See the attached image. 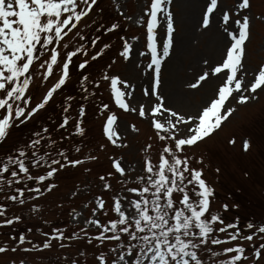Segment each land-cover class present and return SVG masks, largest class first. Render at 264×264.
<instances>
[{"label":"snow or ice","instance_id":"6c2138e0","mask_svg":"<svg viewBox=\"0 0 264 264\" xmlns=\"http://www.w3.org/2000/svg\"><path fill=\"white\" fill-rule=\"evenodd\" d=\"M172 3L173 0H147L141 16L135 19L120 12L133 24L146 25L147 52L139 51L138 55L149 61L145 68L149 83L143 89L147 105L130 107L125 97L134 95L129 91L132 85L119 77L102 75V80H110L119 109L148 119L154 130L149 140L159 144L155 159L150 151L153 144L147 143L138 170L130 169L135 174L131 182L122 160H114V171L99 177L103 189L90 202L95 206L84 205L90 208L91 217L81 219L82 213L72 209L70 215L76 228L39 231L42 239L36 242L27 234H37L32 228L27 233H16L15 226L32 214L41 213L39 204L34 202L57 188L54 178L60 172L85 163L79 155H73V145L82 143L87 136L84 127L87 108L82 101L95 93L82 95L78 100L66 89L76 78L87 93L84 84L90 76L85 73L113 45L103 42L102 48L90 53L82 42L73 43L74 38L85 39L80 26L86 18L92 14L102 18L104 10L99 0H0V149L13 130L40 119L47 122L48 112L56 104L55 96L63 97L57 119L38 129L32 128L26 138L0 151V229L11 230L0 242V255L67 250L79 245L75 257L62 254L55 258L56 264H89L90 259L94 264L264 262V221L250 220L241 225L239 215L229 220L225 213L231 208L238 211L239 204L223 203L214 208L216 190L205 177L203 157L197 158L188 151L210 139L235 113L232 100L242 105L264 92V64L252 73V79H247L249 73L243 64L252 30L253 17L246 14L251 9L250 0H237L231 14L221 10L219 17L214 16L218 0H206L197 27L205 32L215 27L223 36L224 48L219 60L203 59L200 72L188 82L189 89L199 90L209 80L218 81L212 94L194 112L173 109L159 91L162 66L175 46ZM97 8L99 12L95 11ZM255 19L264 21V15ZM92 24L96 25L92 30L98 34L96 39L89 40L92 48H97L101 35L122 29L120 23H107L103 19L93 20ZM118 39L122 48L118 56L128 60L133 45L123 36ZM134 39L139 41L140 37ZM118 82L124 85V90L117 87ZM95 86L101 87L100 83ZM102 109L105 117L102 134L117 147H127L117 145L114 139L119 136L113 128L118 115L107 103ZM132 128L138 131L135 125ZM243 148L249 151L251 142L245 140ZM74 152L81 153V147H75ZM86 160L97 161L98 157L90 154ZM219 171L217 168L216 172ZM113 176L117 177L118 189L108 181ZM104 192L112 193L107 201ZM13 206L27 207L29 217L13 212ZM9 264L28 261L13 258Z\"/></svg>","mask_w":264,"mask_h":264},{"label":"rangeland","instance_id":"374dc122","mask_svg":"<svg viewBox=\"0 0 264 264\" xmlns=\"http://www.w3.org/2000/svg\"><path fill=\"white\" fill-rule=\"evenodd\" d=\"M105 1L109 2L111 5L113 10V20L128 26L129 30L126 27L128 34L125 35V39L133 45L130 58L128 60H124L117 55L115 63L110 68L108 75L112 77H119L120 81H125L132 85V88L129 89V91H132L134 95L125 97V100L127 103H129L130 107L138 108L142 103L147 105L148 98L143 96V89L148 87L149 83V77L145 73V68L149 61L147 57L138 55L139 51L147 52L145 36L146 25L142 27L139 24H133L131 21L124 18V16H130L134 19L140 17L142 14V9L147 3V0H99L100 8H103L104 10L103 15L107 10ZM220 1V12L224 9H232V5L237 3V0ZM251 2L252 13L264 15V0H251ZM100 8L95 9V11L99 12ZM172 10L176 29L174 34L175 46L170 58L163 64L162 85L159 91L165 97L168 106L180 112H194L204 102V100L212 94L218 81L209 80L207 83H204L203 87H201L199 90L189 89L188 82L193 81L196 74L200 72L201 62L203 59L206 58L210 62L220 59L223 52L224 43L222 47L218 46L219 44L213 36L214 28L211 31L205 32L197 27L199 29L198 30L195 27V24L193 25L190 22V7L186 1L174 0ZM201 11L202 8L199 10L197 15V21L200 19ZM120 12H123L124 16H121ZM98 18L99 16L92 14L89 18H86L85 23L80 26L82 34H85V38L89 29V27L86 25L92 24V21ZM161 34L163 35V32H161ZM182 35L184 36V41ZM135 37H140V40L137 41L134 39ZM78 42L83 41H79V38H74L73 43ZM243 64L245 71L249 73L247 79H252V73L256 71L262 64H264V21L256 20L255 17H253L252 20L251 39L247 44V55L243 60ZM92 79L93 78H90L89 81ZM88 82H85L84 87ZM106 82L108 84L103 90L104 96L106 98H110V96H112L114 100L110 80ZM117 87L121 88V90H124V85L120 82L117 83ZM76 88L82 89L81 85L77 83V79L74 78L66 90L75 91ZM55 97H58L56 103L59 106L56 107L55 104L54 110H49L50 114L60 110L59 102L63 97L60 94H57ZM231 104L236 107V111L230 120L225 123L221 129L217 130L210 139H207L198 146H194L188 150L190 153L195 154L197 158H200L201 156L207 158L217 157L221 160V162H223V166L220 164L218 166L216 162H210L208 170L211 175L209 176L208 173H205V177L212 181L215 180L214 176L216 175L218 178L221 176L223 180V172L226 174L231 172L230 168H233L234 165V162L231 161V159H233L235 155H233L230 149L231 146L229 145L227 139L230 136L236 138V136L242 132L240 130L241 128L244 127L243 129H246L250 127V121L253 119V117L256 118V115H261L264 113V92H260L257 99L251 100L246 104L238 105L236 104L235 100H232ZM126 113L128 114L127 118L133 119L132 121L137 125L140 132L138 133V136H136L132 126L130 127L128 124H126V116L120 115L119 122L113 125L115 132L119 134L118 137L114 136V139L116 140L117 145H127V147H117L112 143L111 146L113 148L116 147L119 150V152H116V150L113 149V152L119 154V157L116 160H122V164L126 167V171H129L128 179L129 182H131L132 176L135 174L131 173L130 169L137 168L138 170V162L143 158L146 144L152 143L154 146L157 141L149 140V137L153 135L154 130L149 127L147 118H141L135 112ZM104 118L105 117L103 116V119L101 120L96 119L97 121L91 124L90 129H87V136L85 137V140H89L87 145L90 146L92 144L93 148L80 157L81 159L85 160L83 165L77 166L75 168L80 173L71 179L69 177H72L73 174H68V177L64 175V172L66 171L60 172L59 175L54 178L55 180H58L56 182L57 188L51 193L46 192L43 197L34 202L39 204L40 208L45 205L41 213L38 215L32 214L29 219H26L22 224L18 225L25 228L24 233H27L28 228H32L33 232L37 233L35 236H33L32 233H27L29 238L39 242L42 239V237L38 234L39 231H49L51 229L49 227L55 226L51 224L47 228L46 224H48L50 221L53 223L59 222L62 218L66 219L67 225L58 227L68 228L69 231H71L73 228H76L77 226L73 224L72 217L70 215L72 209L82 213L81 219L84 217H91L90 208L94 207L95 205L91 204L90 202L98 194H100L103 189V182L98 179V174L104 175L107 172L114 171L110 169L109 162L107 161L108 151H105L102 149V146H100L103 142L101 139L102 135L100 136V130L102 129L101 122L104 120ZM241 136L238 137V139L241 140L237 141L232 147H235L237 150H239V152H241V150L245 152L243 148V142L248 139L247 137L241 138ZM98 139L100 140L97 143ZM90 154L97 156L98 160H86V157ZM153 154L151 151L152 157ZM217 168H219L220 171L219 173L215 174L214 171ZM87 169H90V171ZM109 178L110 177H108V181L112 184L113 188L118 189L120 185L117 182V177L113 176L112 180H109ZM224 179L225 180H223V184L226 185L225 188L229 190L231 194L234 192V197L240 198L248 193L247 187L244 191H240L237 184L233 183L227 178ZM110 195H112V193L104 192L103 198L107 201ZM216 195L217 197H223V192L220 193L218 190H216ZM219 202L218 199L217 201L215 200L213 207L217 208L216 204H218L220 207L221 205ZM85 204H90V208L86 209L84 207ZM12 211L24 217H29V209L27 207L13 206ZM226 215L228 216V219L231 220L237 215H239L242 219V216L245 214L240 209L238 211L231 209L230 213ZM45 221L48 223H45ZM8 231L11 230L0 229V242H3L6 239ZM90 231L94 230L90 229ZM25 246L27 247L28 245ZM78 247L79 245H73L67 250H53L51 252L45 251L43 253L33 252L31 254H24L22 252L12 254L9 252L6 255H0V264H2L5 259L8 260L3 264H9V261L13 258H15L17 261H19L21 258H25L27 259L28 264H56L55 258L62 254H71L73 257H75ZM89 264H94V262L90 259ZM262 264H264V262H262Z\"/></svg>","mask_w":264,"mask_h":264},{"label":"bare ground","instance_id":"6f19581e","mask_svg":"<svg viewBox=\"0 0 264 264\" xmlns=\"http://www.w3.org/2000/svg\"><path fill=\"white\" fill-rule=\"evenodd\" d=\"M183 1H186L189 4L190 15H191L190 22L194 25L196 22V16L198 14V11L201 8V6L204 4L205 0H183ZM213 36L215 37L219 45L223 44V36L221 35V33H219L217 29L216 30L214 29ZM182 37L184 41V36L182 35Z\"/></svg>","mask_w":264,"mask_h":264}]
</instances>
